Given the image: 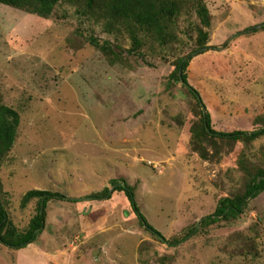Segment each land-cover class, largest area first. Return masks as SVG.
I'll use <instances>...</instances> for the list:
<instances>
[{"label": "rangeland", "instance_id": "1", "mask_svg": "<svg viewBox=\"0 0 264 264\" xmlns=\"http://www.w3.org/2000/svg\"><path fill=\"white\" fill-rule=\"evenodd\" d=\"M211 26L193 4L133 53L132 34L95 8L62 0L48 19L0 5V104L20 115L13 147L0 163V201L26 232L33 190L83 199L122 179L134 187L149 224L172 241L239 198L264 170V137L229 142L206 135L195 99L171 75L194 53L199 28L209 50L188 67L217 132L264 127V0H203ZM98 41L101 47L92 45ZM106 44V45H105ZM44 232L27 249L0 243V264H264V193L244 213L207 226L171 247L141 226L124 193L109 201L47 206Z\"/></svg>", "mask_w": 264, "mask_h": 264}, {"label": "trees", "instance_id": "2", "mask_svg": "<svg viewBox=\"0 0 264 264\" xmlns=\"http://www.w3.org/2000/svg\"><path fill=\"white\" fill-rule=\"evenodd\" d=\"M62 0H0V5L20 10L27 14L36 15L44 19L52 16L55 7ZM75 5L83 4L86 9H97L102 17L108 21V27L111 30L114 26L125 25L131 32L133 39V53H138L143 46L145 39L156 37L162 46L168 45L173 37V31L170 27L178 18L181 8L186 4H193L200 23L204 28L211 26V20L208 9L203 0H69ZM199 44L194 53L183 57L176 62V68L171 78L182 85L189 94L195 99L201 111L203 128L207 136L219 138L229 142L247 141L252 142L264 137V127L253 131H234L231 133L217 132L213 128L212 116L208 111L200 92L195 89L188 80V67L191 61L205 54L209 50L227 49L228 43L221 48L209 47V34L203 28H199ZM264 31V23L258 26L247 28L244 35H255ZM92 45L101 47L97 40H91ZM106 45V44H105ZM20 123V115L17 111L0 104V163L3 157L13 147L17 129ZM111 188L107 187L98 194H93L83 199H70L57 193L48 191L33 190L28 192L23 205H27L31 200L38 199V208L36 216L31 220L28 230L20 232L10 221L9 214L0 201V243L15 250H25L36 243L39 236L44 232L47 217V206L53 200H63L72 203H80L85 200L109 201L115 193H124L129 204L142 227L156 237L160 242L168 244L171 247H178L192 237L200 233L207 226L220 221H229L238 219L245 211L249 202L262 193H264V170L258 171L251 184L247 187L246 193L239 198H223L213 215L205 217L197 223L185 237L181 239L167 240L161 232L152 227L139 207L135 189L125 180L118 179L111 181Z\"/></svg>", "mask_w": 264, "mask_h": 264}]
</instances>
